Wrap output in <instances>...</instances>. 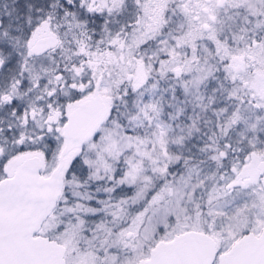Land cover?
Wrapping results in <instances>:
<instances>
[{"label":"snow or ice","instance_id":"obj_1","mask_svg":"<svg viewBox=\"0 0 264 264\" xmlns=\"http://www.w3.org/2000/svg\"><path fill=\"white\" fill-rule=\"evenodd\" d=\"M0 264H264V0H0Z\"/></svg>","mask_w":264,"mask_h":264}]
</instances>
